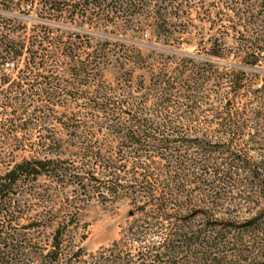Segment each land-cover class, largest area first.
Returning <instances> with one entry per match:
<instances>
[{
	"label": "trees",
	"instance_id": "1",
	"mask_svg": "<svg viewBox=\"0 0 264 264\" xmlns=\"http://www.w3.org/2000/svg\"><path fill=\"white\" fill-rule=\"evenodd\" d=\"M31 10L45 19H77L102 31L121 21L124 31L145 32L148 39L116 44L114 61L104 45L82 60L93 35L60 31L53 37L44 24L23 37ZM48 48L59 50L56 57L48 55ZM228 57L239 63L237 69L219 70L218 61ZM54 58L68 61L69 77L87 89L107 66L130 64L122 77L124 89L115 95L103 82L92 92L57 84L47 74ZM263 63L264 0H0V89L5 86L0 112L16 103L26 113L43 95L49 105H60L61 95L65 102L88 108L97 122L86 141L78 135L76 119L63 124L70 146L81 149L80 162L87 160L82 167L68 162L72 158H61L57 139L50 136L40 143L46 146L41 157L16 163L11 159L14 165L0 173V264H237L238 250L222 248L225 234L215 231L207 210H199L202 222L196 226L179 210L190 204L186 186L203 194V200L208 197L202 205L208 207L227 200L249 202L251 192H264V158L252 165L233 147L241 139L238 131L246 128L253 132L247 141L259 139L264 146L262 113L254 101L264 95V83L254 88L248 84ZM137 68L148 77L142 73L134 79ZM38 84L44 87L38 89ZM216 95L221 115L210 118L207 100ZM243 95L248 100L240 109L228 107ZM33 107L35 126L43 111ZM14 121L2 133L3 141L22 132L23 127L14 131ZM196 121L216 122L222 137H183ZM102 130L116 140L109 154L95 140ZM40 177H49L57 195H63L60 204L53 185L40 184ZM93 195L111 201L127 198L138 217L118 240L87 252L78 244L77 215L71 207ZM32 199L43 208L28 220ZM170 208L177 214L167 212ZM263 214H255L248 220L250 227L239 232L261 238ZM255 222L258 226L252 227ZM256 248L258 253L262 247ZM260 255L264 262V251Z\"/></svg>",
	"mask_w": 264,
	"mask_h": 264
},
{
	"label": "rangeland",
	"instance_id": "2",
	"mask_svg": "<svg viewBox=\"0 0 264 264\" xmlns=\"http://www.w3.org/2000/svg\"><path fill=\"white\" fill-rule=\"evenodd\" d=\"M33 7L35 8L36 5ZM25 20L26 21L24 24L26 25L27 31L22 34L23 37H27L29 35V31L32 27L42 26L44 24L48 25L51 31H53V37L60 34V31L66 33H76L80 35H93L90 38L88 48L83 49V53L81 55L82 60H86V56L90 53L94 51L98 52L100 46L104 45L106 49L109 50L107 51L108 57L114 61L117 59V56L114 55V46L116 44H126V42L129 41L128 39H134V41L138 43H142L145 41V39H148L147 36H144L145 32L133 34L131 31H124L126 26L123 25L121 21H116L115 25L110 27L109 31H102L95 27L81 24L77 19H72L68 22L64 20L45 19V16L39 17V15L32 10L30 14L25 17ZM53 48L56 49L55 47ZM58 51L59 50H51L48 48L47 52L48 55L56 57L54 54H57ZM124 51H128L126 46ZM141 51L145 53L144 49ZM184 51L191 52L193 49L185 48ZM121 62H123V60H121ZM218 62L219 65H217V67L219 70L225 72L228 71L227 69L234 68V70H236L239 64L231 57ZM48 64L47 74L55 83L62 85L65 83H70V85H74L80 90L87 89L83 86H77V82L73 78L69 77L66 70L69 66L68 61L54 58L51 59ZM114 65H117V67L109 65L107 68L102 69L101 78L95 82H92L87 90L92 92L95 86L97 88V85L100 84V82H103L104 85L111 87L114 90L113 94L116 93L115 95H119L124 89V82L122 80L123 74L125 73L124 71L130 67V64L121 66L120 63H114ZM258 69V73H252V75H250V77H253V80L248 82V84H251L253 88L264 83V63L258 67ZM142 73L146 78L148 77V73L145 70L142 71L138 68L135 69L133 74L134 79H137V75ZM36 87L38 89H42L44 85L38 84ZM2 88H5V86L1 87L0 94L3 93V91H1ZM46 88L50 90L49 87ZM51 89L57 91L56 87L54 86H51ZM10 95L14 96V94ZM60 97L62 98V100H60L62 101L60 105H49L48 102L44 100L45 98L43 95V97H37L35 102L33 101V105H31V107L28 109V112L26 113H22L20 108L17 109L18 106L16 103H11V105L5 110V113L0 112V121L5 120V124H3L5 127H0V173L6 170V168L9 166L8 164L14 165L16 162L35 157L36 155L41 157L43 155V151L46 149V146L41 147L40 143H43L44 140L46 143V137L50 136H53L57 139V143L59 144L62 151L61 153H63L61 158H72V160H68V162H73V165L76 167H82L85 165V161L87 162L86 159H83V161L80 162L79 154L81 149L78 148L79 146H70V142L67 139L68 134L65 132L63 124L67 123L69 119H76L79 126L77 129L78 135L81 136L83 141H86L97 122H94V119L90 113L91 111L88 110V108H86L84 105H72L68 101L65 102L66 96L60 95ZM240 99V102L236 103V105L235 103H229L228 107L240 109L239 105L247 102L248 100L245 95L241 96ZM254 101L258 104L256 107H259L258 109L261 110V122L262 125H264V95L259 97L258 100ZM207 104H209V110L205 112L206 115H208L210 118H212L213 115H221L222 106L217 95L211 96L210 99L207 100ZM34 105H38V107H40L43 112L38 113V115H42V117L38 120H35L38 122V124L32 126L31 123H33V119H35L33 118L35 117V114H33ZM48 106H50L51 109H49ZM12 119H15V121L12 123L14 131L23 127L22 132H18L17 134H14L13 132V136H10V139L3 141L1 135L7 130V128L11 127L9 125L10 120ZM215 121H217V119ZM43 122L47 123L39 126V123ZM222 133L223 132L214 121L211 122V124L196 121L192 123L190 127L187 128V130L183 131L182 136L186 139L207 137L209 139L216 140L217 138L222 137ZM250 133L253 132L248 128L239 130L237 134L241 136V139L235 140L233 147L236 148L234 149L235 151H239L243 157L248 159L250 164L258 165L260 159L264 158L261 155L264 154V146H262L263 141H260L258 139L259 137H257L258 140H256V142H248L247 139ZM94 135L96 136L95 140L98 139L100 141V147L104 150H107V154H109V148L116 143V140L105 130L96 132ZM14 137H17V139L20 140L18 141L19 143L14 140ZM11 159L15 160L14 163H10ZM260 172L264 174V168ZM38 182L44 186L53 185L51 187L52 190L54 189V184L51 183V179L49 177H40ZM68 189L66 190L68 195L73 193ZM53 193L56 195V203L60 204L62 202L61 198L63 195H57V189H54ZM158 195L159 191L156 190L155 196ZM184 195L190 199V204L186 205V209L179 210L182 217H190V221H193L195 226L198 224L201 225L200 223L202 222V217L199 210H207L209 215L212 216V226H214L213 228L215 231L221 229L225 234L222 248L229 251L232 249L238 250V260L236 261L237 264H264V262L259 258L263 256L260 254L262 251H264V232H262L261 235L262 239L260 237L255 238L254 235L252 237L248 236L247 234L243 235V232H239L242 229L250 227V222H248V220L251 219V217H254L255 214L260 211L264 213L263 191L260 192V194L251 192V198L249 199V202L227 200L225 203L213 204L210 207L202 206L204 205L203 203L205 201H209V198L205 197V200H203V194L198 193V191L194 190L191 186L185 187ZM72 196L73 194H71L69 197L71 198ZM81 197H83V195ZM171 197L173 198V196ZM29 205L32 210L30 212L31 215L27 218L28 220L32 219L35 213H38L43 208V206L37 205L33 199L29 201ZM134 209L135 207L127 198L111 201L109 197L101 198L100 196L97 197L93 195V197H88V200L85 202L77 201L71 207V212L77 215L76 219L78 224L76 227H74V230L77 229L78 244L87 252H93L118 240L121 237L123 230L129 225L130 221L133 218L138 217L137 212L134 213ZM148 209H150V207H148ZM175 211L177 210L170 208L167 212L177 214ZM195 213L196 215L194 216ZM262 216L264 217V214ZM174 222L179 223L176 220ZM252 224L254 225L252 227L258 226L257 222ZM262 227L264 231V223ZM82 234L85 235V238H81ZM259 245L260 248H262L257 253L255 249H257L256 247H259Z\"/></svg>",
	"mask_w": 264,
	"mask_h": 264
}]
</instances>
